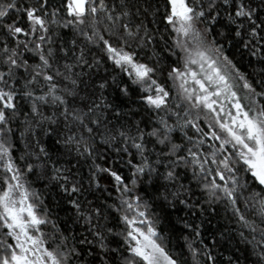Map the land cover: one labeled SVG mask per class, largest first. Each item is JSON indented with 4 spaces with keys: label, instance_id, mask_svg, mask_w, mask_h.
I'll use <instances>...</instances> for the list:
<instances>
[{
    "label": "snow or ice",
    "instance_id": "obj_1",
    "mask_svg": "<svg viewBox=\"0 0 264 264\" xmlns=\"http://www.w3.org/2000/svg\"><path fill=\"white\" fill-rule=\"evenodd\" d=\"M0 264H264V0H0Z\"/></svg>",
    "mask_w": 264,
    "mask_h": 264
}]
</instances>
